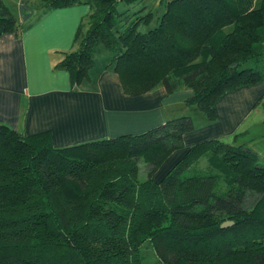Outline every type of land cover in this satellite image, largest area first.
I'll return each mask as SVG.
<instances>
[{
  "label": "trees",
  "instance_id": "16d2710c",
  "mask_svg": "<svg viewBox=\"0 0 264 264\" xmlns=\"http://www.w3.org/2000/svg\"><path fill=\"white\" fill-rule=\"evenodd\" d=\"M35 1L46 10L89 6L73 50L53 66L71 88L88 78L98 46L124 95L188 89L183 104L208 122L224 94L264 80V0H166L144 32L150 13L115 9L140 0ZM20 32L0 0V36ZM192 130L179 116L140 134L54 148L49 131L0 124V264H264V159L210 139L156 177Z\"/></svg>",
  "mask_w": 264,
  "mask_h": 264
},
{
  "label": "crops",
  "instance_id": "0c3cea01",
  "mask_svg": "<svg viewBox=\"0 0 264 264\" xmlns=\"http://www.w3.org/2000/svg\"><path fill=\"white\" fill-rule=\"evenodd\" d=\"M165 1H117L115 9L126 16L150 13L148 28L156 23ZM2 2L6 6L12 2L14 10L10 14L21 32L18 36H0V124L18 133L49 131L54 148L136 135L169 120L166 107L181 105L191 95L188 89L166 94L158 86L140 96H126L102 51L101 58H94L88 78L71 88L68 74L53 66L63 53L73 50L74 35L88 15L89 6L46 10L35 0ZM263 97L264 80L224 94L215 103V121L200 118V127L182 136L183 148L171 153L163 165L168 169L195 143L232 136L237 140L241 133L245 134L240 135L241 140L248 137L245 145L264 159V112L257 107Z\"/></svg>",
  "mask_w": 264,
  "mask_h": 264
},
{
  "label": "rangeland",
  "instance_id": "374dc122",
  "mask_svg": "<svg viewBox=\"0 0 264 264\" xmlns=\"http://www.w3.org/2000/svg\"><path fill=\"white\" fill-rule=\"evenodd\" d=\"M8 5L7 6L5 5V6L7 7V9H8L9 12L12 11V10H14V6H12V2H9ZM86 22L87 21H86V18H85L83 20V24H82L83 25V29L86 28V25H87ZM148 28L151 29L152 26H150ZM148 28L145 25H140L138 27V30L141 31V32H144V31H147ZM101 48L102 47H100V46L97 47V49L95 51V54H94V58H98V59L101 58L102 54L100 52L102 51V53H104V54L107 55L108 62H109L110 61V55L105 50H103ZM109 66H110V70H111L112 69V65H109ZM259 67L261 69H264V57L260 61ZM258 106H259V109H261L263 111L262 105L260 104V102L257 103V107ZM164 112L167 114V119H171L173 117L175 118V117H179V116H187V117H189L190 120H191V123H192L193 128L194 127L195 128L200 127V124H199L200 120L199 119L204 117V116H202L201 112L196 107H194V106H185L184 104H181V105H178V104L177 105H171L169 107H166V109H165ZM206 122H208V121H206ZM252 134H255V132L253 131ZM240 135L245 136L244 133H241V134H239L237 140H234V137L233 136H232L233 138L231 137V138H228V139L223 138V139H216V140H218V141H220L221 143H224V144H227L228 143L229 145H239V144L240 145L241 144H244L245 145L246 140L248 139V137L246 136L245 139H244L245 141H243V140H241V137L242 136H240ZM226 141H228V142H226ZM205 165H206V157L203 156V157H201L198 160L197 166L201 169V168H204ZM165 169H167V165H162L160 167V169L157 171L156 177L162 175L163 174L162 171L165 170ZM143 254L147 258L153 259L152 254H151V252H150V250L148 248H145L144 249Z\"/></svg>",
  "mask_w": 264,
  "mask_h": 264
},
{
  "label": "water",
  "instance_id": "95a60500",
  "mask_svg": "<svg viewBox=\"0 0 264 264\" xmlns=\"http://www.w3.org/2000/svg\"><path fill=\"white\" fill-rule=\"evenodd\" d=\"M228 225H230V223H224L221 227H226Z\"/></svg>",
  "mask_w": 264,
  "mask_h": 264
}]
</instances>
